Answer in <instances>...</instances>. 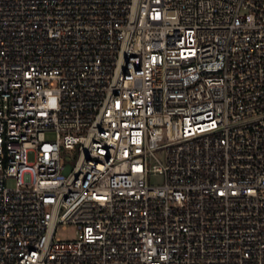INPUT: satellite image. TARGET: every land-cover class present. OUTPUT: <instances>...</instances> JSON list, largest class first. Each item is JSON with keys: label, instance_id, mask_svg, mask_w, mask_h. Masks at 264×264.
Wrapping results in <instances>:
<instances>
[{"label": "built area", "instance_id": "1", "mask_svg": "<svg viewBox=\"0 0 264 264\" xmlns=\"http://www.w3.org/2000/svg\"><path fill=\"white\" fill-rule=\"evenodd\" d=\"M0 264H264V0H0Z\"/></svg>", "mask_w": 264, "mask_h": 264}, {"label": "rangeland", "instance_id": "2", "mask_svg": "<svg viewBox=\"0 0 264 264\" xmlns=\"http://www.w3.org/2000/svg\"><path fill=\"white\" fill-rule=\"evenodd\" d=\"M56 139L55 133L49 132L45 134V140L46 141H54ZM34 160V154L29 153L28 154V161L32 162ZM152 184H158L160 183L159 178H155L151 180ZM7 188L13 189L15 187V182L13 180H8L6 183ZM75 229L72 226H65L60 227L57 229L55 233V239L60 241H69L75 238Z\"/></svg>", "mask_w": 264, "mask_h": 264}]
</instances>
